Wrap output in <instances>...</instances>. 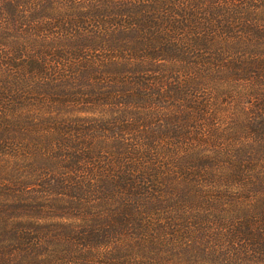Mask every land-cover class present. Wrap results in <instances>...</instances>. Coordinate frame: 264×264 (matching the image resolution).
Masks as SVG:
<instances>
[{
    "label": "trees",
    "instance_id": "obj_1",
    "mask_svg": "<svg viewBox=\"0 0 264 264\" xmlns=\"http://www.w3.org/2000/svg\"><path fill=\"white\" fill-rule=\"evenodd\" d=\"M0 264H264V0H0Z\"/></svg>",
    "mask_w": 264,
    "mask_h": 264
}]
</instances>
